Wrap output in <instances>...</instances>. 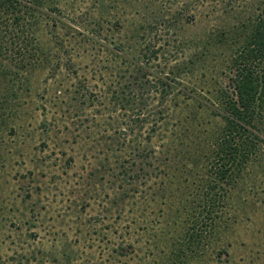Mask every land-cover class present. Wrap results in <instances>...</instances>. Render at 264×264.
Here are the masks:
<instances>
[{"label": "rangeland", "instance_id": "obj_1", "mask_svg": "<svg viewBox=\"0 0 264 264\" xmlns=\"http://www.w3.org/2000/svg\"><path fill=\"white\" fill-rule=\"evenodd\" d=\"M28 2L19 27H0V264H264V141L220 184L241 200L196 240L237 48L220 33L243 11L209 0L193 20L184 0H47L44 15ZM146 72L188 92L162 103L146 90L142 105ZM166 108L179 112L160 120Z\"/></svg>", "mask_w": 264, "mask_h": 264}, {"label": "trees", "instance_id": "obj_2", "mask_svg": "<svg viewBox=\"0 0 264 264\" xmlns=\"http://www.w3.org/2000/svg\"><path fill=\"white\" fill-rule=\"evenodd\" d=\"M30 1H33V4L35 3V8L39 9L41 14L49 15V10H53V8H50L52 6H45L48 3L47 0ZM207 1L209 0H184L181 8L186 13L191 11L190 16L194 20L198 7H204V9L208 7ZM211 1H213L210 2L213 6L210 8H213V11L218 10L222 6L229 5V10L225 9L223 12L227 11L230 15L235 14L236 11L243 12H239V14L234 16L235 21L231 26V32L229 31L228 34L226 31L220 33L223 42L226 39L227 43L234 46L237 45V48L232 51L231 55L233 56V66L231 67L232 74L229 76V82L217 90V100L220 105L222 104V109L218 106L213 107L214 115L220 116L223 120L222 126L212 136L214 147L212 149L213 159L210 161V164L214 172L212 171L213 174H211V179L206 183L203 194L195 195V198L201 196L203 207L200 210L201 224H197V227H200V231L196 235L199 248H203L208 243L207 239L214 233L213 229L220 227L218 219L220 211H222L223 216L224 209L234 208L236 201L241 200L238 193L233 192L234 194H228L227 191L223 192L220 184L223 188L224 183L231 186L244 171H248L250 163L257 162L253 156L258 154L260 143L264 141V137L257 128L259 118L264 116V0ZM28 3V0H0V27L10 28L11 26H16L14 29L19 27V20L23 18L22 15L26 11L24 6L28 5ZM12 18L16 21L9 22ZM229 34L230 38L226 37ZM150 46L148 45V51L143 52L142 56H140L147 59V63L152 59H157L158 48H153L152 46L150 49ZM207 46L205 47L206 49ZM230 47L229 49L232 48ZM185 59L188 66L196 61L193 57H186ZM130 65H134L140 68V70L145 68L140 60H132ZM170 73L174 74L173 71ZM176 73L180 75L181 71ZM184 73H189L188 69ZM177 75L170 76V74H167L166 82H164L166 88L163 86V89L160 90V85H162L160 80H162V77L155 76L153 80V78H149L147 72L143 73L142 76L146 78L145 81L138 80V86L140 87L138 89H143L139 95L142 105H147V100L150 98V96H147L143 100L146 90L149 92L153 91L156 94L161 91L162 103L171 94V97H176L177 95L174 94V91L187 93V90L179 87L181 83H177V79L179 78ZM136 96L138 95H135V98ZM192 97L195 99L194 95ZM178 107L179 104H177ZM169 110L167 114H160L159 119H165L164 117L171 119L177 112H183V108L180 107L178 108L179 111L175 109L174 112H169ZM160 120L156 119V123ZM138 121L143 122V118L140 119L138 117ZM122 176L124 177L121 180L120 187L125 189L124 183L127 181V178L124 173ZM229 197L230 199L232 197V200L228 203ZM243 201H246V199H243ZM192 238L194 239L195 237ZM176 251L178 252L179 250Z\"/></svg>", "mask_w": 264, "mask_h": 264}]
</instances>
